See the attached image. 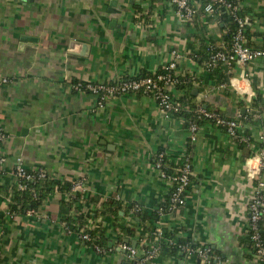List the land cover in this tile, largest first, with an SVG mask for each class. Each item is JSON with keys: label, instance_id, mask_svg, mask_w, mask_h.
<instances>
[{"label": "crops", "instance_id": "obj_1", "mask_svg": "<svg viewBox=\"0 0 264 264\" xmlns=\"http://www.w3.org/2000/svg\"><path fill=\"white\" fill-rule=\"evenodd\" d=\"M202 1L194 0L197 7ZM240 11L249 17L247 45L263 47L264 0H241ZM227 28L220 15L200 9L185 21L169 0H0V78L8 79L0 83V128L7 133L0 144L6 157L0 173V264H127L117 245L119 224L134 229L138 254L145 247V229L153 227L208 245L213 264H259L247 241L256 184L247 178L246 159L257 150L264 127L241 119L240 135L246 137L247 129L250 142L238 145L243 140L196 120L199 129L191 142L190 121L182 114L166 115L148 94L123 93L99 107L92 93L74 87L152 73L175 51L177 71L190 77L196 107L226 117L249 113L253 99L264 108V57L244 68L205 67L203 52L210 44L227 45ZM71 41L80 43L76 52L69 51ZM222 70L226 82L239 80L243 94L213 88ZM182 85L175 96L183 94ZM159 151L171 167L184 156L192 167L185 204L173 210L159 211L171 190L152 165ZM17 158L51 178L82 180L69 211L71 224L88 222L96 226L91 231L105 230L108 247L99 244L103 251H96L62 220L65 191L55 189L35 214L12 212L8 199ZM110 199L120 203L116 217L100 213ZM153 212H159L157 220ZM148 264H198V259L161 252Z\"/></svg>", "mask_w": 264, "mask_h": 264}, {"label": "built area", "instance_id": "obj_2", "mask_svg": "<svg viewBox=\"0 0 264 264\" xmlns=\"http://www.w3.org/2000/svg\"><path fill=\"white\" fill-rule=\"evenodd\" d=\"M173 6L175 14L187 21L193 20L194 16L200 9L206 15L216 17L225 10L235 23L236 27L228 45H222L219 48L210 46L209 58L205 63V67L209 69L214 65L221 63L235 68H244V66L259 57H264V46L261 48H253L247 45L245 37V29L249 25V17L240 13L241 0H203L199 6L195 5L194 0H169ZM180 55L177 52H172V58L161 65V67L145 75H138L126 79H120L111 83L105 82H87L77 83L74 85L76 89L86 90L96 97V104L99 107L104 105V102L110 98L119 96L123 93H145L150 95L156 102L159 109L166 115H178L183 110H187V106H182L178 101V97L174 94V89L177 85L189 80V76L181 74L177 71V59ZM242 77L247 78L243 73ZM7 78H0V83H6ZM213 88L217 91H224L227 88H232L239 94H243L244 87L239 84V80L230 79L220 81L214 84ZM248 101L252 99V93L247 94ZM196 118L211 122L216 127L223 129L226 134L233 140H244L241 137V114L236 113L232 117L221 115L216 110H206L197 107L195 110ZM189 140L192 142L196 139V133L199 129V124L196 122H189ZM7 133L0 128V142L4 141ZM259 143H264V135L259 136ZM6 157L0 152V173L4 169ZM166 154L164 151H159L155 154L152 165L157 171L160 178L169 181L171 190L169 193V210L179 208L185 204L187 190L190 185V176L192 174L191 163L187 156L180 157L175 161L172 173H168L164 167L166 162ZM264 170V147H257L253 155L246 159V175L250 180H254L256 184L255 193L248 204V234L247 236L251 242V250L255 260L259 264H264V238L260 231V223L264 221V179L262 172ZM15 182L13 185L20 190L27 187L28 181L43 179L47 176L42 169L28 170L20 158L16 159L14 164ZM82 180L72 183L70 190L66 192V197L70 199L74 197L76 191L82 188ZM32 196L35 197V192L32 191ZM11 203V195L9 197ZM137 211L139 208H133ZM38 209H27L26 212L35 214ZM159 211H163L162 208ZM46 217L45 214H42ZM78 227V234L81 239L92 243L94 249L98 252L103 251V248L92 242V237L88 231L93 230L96 226L93 223L88 225H80ZM155 237L161 235V230L155 228ZM145 245L143 252L138 254L136 248L124 242H118L120 250L124 251L128 257L129 264H148L158 255V246L149 242L145 237L142 241ZM187 256H195L198 259V264H213L212 250L208 245L198 244L193 248L183 247Z\"/></svg>", "mask_w": 264, "mask_h": 264}, {"label": "trees", "instance_id": "obj_3", "mask_svg": "<svg viewBox=\"0 0 264 264\" xmlns=\"http://www.w3.org/2000/svg\"><path fill=\"white\" fill-rule=\"evenodd\" d=\"M220 18L221 20L228 22V28L225 32V40L227 41V45H228L231 43V39H232L236 25L225 10H223L220 13ZM224 25L227 27L226 23H224ZM212 45L215 48H219V46H216L214 44L207 45L206 51H204L202 55V59L205 60V63L209 58L210 46ZM213 68L215 69V71H217L218 68L223 69V67L221 66V63H218L214 65L213 67H210V69H213ZM145 74H148V73H143L141 75H145ZM216 75H217L218 81H226V75L223 70L222 72ZM182 83L186 85H182ZM182 83H181L182 86H180L179 88H183L184 92L181 96L178 97V101L183 107L187 106V110H183L180 114L185 116V118H187L190 122L191 121L195 122L196 120L200 122L203 119L196 118L195 110L197 109V107L194 105V103H192L193 102L192 100L194 99V96H195L193 92L194 91L193 87L192 85H190L189 81H187L186 83L185 82H182ZM259 103H260L259 100L253 99L252 110H250V112L247 114L241 115L242 121L244 120L245 122L247 123L250 122L252 124L258 122L259 125L264 127V115H263L264 108L260 106ZM254 118H256V121L253 120ZM242 132L246 136L245 138H248V136H250L249 131H247V129ZM243 142L248 143L250 142V139L248 138L246 140L241 141L240 143L238 142V145H243ZM255 146L264 147V143L257 142ZM165 166L166 167H164V169L168 173L173 172L174 166L173 167H171L170 165H165ZM71 185L72 183L70 182L60 181L55 178H51L47 175L43 179L28 181L27 187L23 190L17 189L15 186H13L10 190L11 200H12L9 205L10 210L12 212H18V211H26L27 209H31V208L39 209L43 201L46 199V197L49 196L55 189L68 192L70 190ZM1 191H2V188L0 186V192ZM32 191L35 192V197L32 196ZM75 195L74 197H71L70 199H68L67 204L66 202L63 203L64 200L61 201V218L62 220L66 222V224L69 227L78 229L77 227L78 225L76 226V225L71 224V218H70L71 212H69L71 210L72 204L75 202V200H77V197ZM168 204H169V195L165 199V202L162 203L163 211L168 208ZM120 208H121L120 203L118 201L110 199V200H106L102 204V210L100 211V213L103 214L105 212H110L116 217L118 216V212ZM97 214L98 213H96L95 215ZM136 215L140 216L139 217L140 219H144L143 217L144 213H141L140 210L136 211ZM158 215H159V212H153L151 214L152 220H157ZM79 218L80 220H83V217L80 216ZM259 227H260L262 237L264 238V231H263L264 221L260 223ZM118 228L120 232L116 236L117 241L127 243L130 246L137 249L136 247L137 243L135 242L134 244H132L133 243L132 237L134 236L133 235L134 229L131 226H128L125 224H119ZM146 231L148 233V234L146 233L148 235L147 236L148 241L158 246V249H159L158 254L161 252H167L170 254L183 252V254L186 255V251H183L182 248L183 247L193 248L196 245L195 243H193L192 240H189L188 238L184 239L180 237H174L173 232L168 231L165 228L161 230V235L159 237H155V234L153 233L154 232L153 227H149L145 229L144 232ZM88 232L90 236L92 237V242L94 244H98V245L100 244L102 246L108 247V240L105 235V230L102 229V230H95V231H88ZM146 234H144L143 236H146ZM247 241L249 242L251 246V242L248 236H247ZM212 255L214 256L213 251H212Z\"/></svg>", "mask_w": 264, "mask_h": 264}, {"label": "water", "instance_id": "obj_4", "mask_svg": "<svg viewBox=\"0 0 264 264\" xmlns=\"http://www.w3.org/2000/svg\"><path fill=\"white\" fill-rule=\"evenodd\" d=\"M80 46V43L76 42V41H71L69 43V51L71 52L72 50H74V52H76L77 47ZM82 52H84V47L82 48ZM129 264V262L127 263Z\"/></svg>", "mask_w": 264, "mask_h": 264}]
</instances>
